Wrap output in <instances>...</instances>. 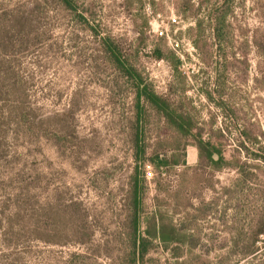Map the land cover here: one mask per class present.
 Listing matches in <instances>:
<instances>
[{"label":"rangeland","instance_id":"374dc122","mask_svg":"<svg viewBox=\"0 0 264 264\" xmlns=\"http://www.w3.org/2000/svg\"><path fill=\"white\" fill-rule=\"evenodd\" d=\"M68 1L0 0V264H132L129 177L155 153L186 165L146 166L143 214L194 247L142 264H264V0ZM131 69L222 163L197 167Z\"/></svg>","mask_w":264,"mask_h":264},{"label":"trees","instance_id":"16d2710c","mask_svg":"<svg viewBox=\"0 0 264 264\" xmlns=\"http://www.w3.org/2000/svg\"><path fill=\"white\" fill-rule=\"evenodd\" d=\"M63 1L67 3V5L69 4L68 0ZM216 21L218 22V18H216ZM197 24L201 26L200 20H198ZM216 31L215 37L219 38V30L217 29ZM252 42L256 46L260 62H264V28L253 32ZM104 44L110 53L112 59L111 62L122 66L123 61L121 60L118 47L113 42L106 39L104 40ZM157 56L158 55H156V57ZM169 61L175 63L178 62L173 60V58H170ZM126 75L134 79L136 83L137 105L140 104L141 100H145L152 107L156 108L165 121L179 134L184 137H191V139H195V146L198 150L197 167L206 166L216 168V165H219L224 161L221 145L218 147V145L216 146L211 144L209 141L204 142L200 140L196 134H192L194 121L190 115L183 114L182 112L177 111L176 108L170 109L167 105V101L157 95L147 83H144L140 74L133 69L127 70ZM137 107V114H140L141 108L139 106ZM136 142L137 145L140 143L138 140H136ZM214 156H217V158L215 159ZM139 157L140 156L137 155L135 156L136 166L133 173L129 177L128 183V196L130 199L128 209V219L130 223L129 256L132 264H142L143 257L148 252L149 246L154 239H158L165 248L172 243L178 245L176 246V249H178L179 246L187 247L189 249H193L194 247L192 242L180 240L176 236L177 232L185 233L189 230V228H177L174 225H171L170 222H166L165 212L155 210L149 216H144L143 214L144 183L147 180L145 170L146 166H149L153 173V169H157V171H159V169L168 168L169 166L177 164L186 165L185 156L183 155L182 159L179 161L172 154L169 157H166L160 153H155L149 158L148 162H141V158ZM195 169L196 168H194V170ZM153 178L154 175L151 179ZM194 218V216H191V219ZM143 222L145 223V228L141 230ZM254 251L255 249L252 248L249 253H253ZM175 257L178 256L175 255ZM180 264H182V262Z\"/></svg>","mask_w":264,"mask_h":264},{"label":"built area","instance_id":"2783aa9c","mask_svg":"<svg viewBox=\"0 0 264 264\" xmlns=\"http://www.w3.org/2000/svg\"><path fill=\"white\" fill-rule=\"evenodd\" d=\"M262 128L264 129V114L259 117Z\"/></svg>","mask_w":264,"mask_h":264}]
</instances>
